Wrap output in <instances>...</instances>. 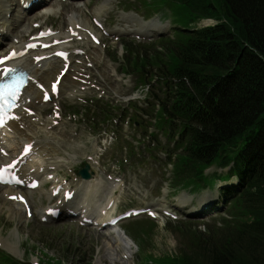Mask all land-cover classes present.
<instances>
[{
    "label": "trees",
    "instance_id": "1",
    "mask_svg": "<svg viewBox=\"0 0 264 264\" xmlns=\"http://www.w3.org/2000/svg\"><path fill=\"white\" fill-rule=\"evenodd\" d=\"M165 1L180 22H217L193 32L180 31L177 38L161 39L144 52L128 45L136 69L149 62L174 81L157 122L180 136L176 166L185 171L187 183L199 186L210 184L201 176L203 169L234 161V173L251 181L221 226L201 232L190 224L169 225L180 246L174 255L157 261L264 264V165L255 181L246 171L248 155L264 163V0H152L155 6ZM155 227L154 223L142 227L146 240L140 233L141 248L144 242L148 246Z\"/></svg>",
    "mask_w": 264,
    "mask_h": 264
},
{
    "label": "rangeland",
    "instance_id": "2",
    "mask_svg": "<svg viewBox=\"0 0 264 264\" xmlns=\"http://www.w3.org/2000/svg\"><path fill=\"white\" fill-rule=\"evenodd\" d=\"M10 4H14L11 2ZM106 0H94L90 5L88 4H69V3H53L52 6L56 12L53 17L44 16V13L34 14L31 19L26 17H16L17 20H22V24L19 27V33H25L28 30L30 21H39L42 24L54 25L60 31H63L67 25V16L70 14L72 8L76 7L80 9L81 15L83 17H89L92 10L100 7L104 4ZM160 1V0H156ZM115 6L107 8L105 10V15L103 16V21L106 23L108 29H119L122 28L125 17L130 14L142 15L144 12V6H146L148 14L152 17V14H158L156 11L163 12V17L171 19V21L176 20V14L172 10L169 2L165 1L162 7H156L152 0H118L114 3H110ZM152 8L147 6L151 5ZM139 9L142 13L134 11L132 8ZM27 20V22H25ZM29 21V23H28ZM165 22V21H162ZM203 26V24H201ZM173 28V27H172ZM86 52V56L91 58L92 64L94 66L93 73L95 76L101 78L105 83L111 87L112 91L107 90L110 94L111 99L115 98L119 102L121 107H126L121 100L122 98L132 96L137 89V80L133 77H123L120 74L119 63L114 62L113 54L119 51L120 44L118 41H107L106 48H96L90 42H85L81 44ZM50 64L53 62L49 61ZM44 63L42 66H46ZM44 69V67H42ZM51 71V70H50ZM51 73V72H50ZM98 73V74H97ZM67 85V84H66ZM68 88V89H67ZM70 85L64 87L61 104H69L67 102L68 93L70 92ZM116 105V102L113 103ZM69 107H64L68 111ZM75 110V109H71ZM132 111V110H130ZM92 110L89 114L85 113L83 117L90 118ZM49 111L45 110L43 117H45ZM91 114V115H90ZM41 116L42 113H39ZM90 115V116H89ZM81 117V116H80ZM34 123L33 131L29 132L30 135H36L43 141H46V146L51 153L55 152L62 155L67 161L70 167L75 166L77 162L70 159V156H76V159H84V157L93 150L94 148V136L93 132L90 131L84 123H80L77 130H75L74 125L76 123L69 122L73 127L71 131H68L63 136L60 134L44 133L45 130L42 129V123ZM113 128L112 126H110ZM103 128H100L102 131ZM120 133H123V128L120 127ZM153 130L151 129L150 132ZM136 136V133H132ZM126 133H123V138H125ZM141 138L140 135H137ZM16 137H18L16 135ZM20 138V136H19ZM126 139V138H125ZM124 139L123 147L127 148V142ZM166 139L163 140V143ZM18 140L11 138L10 146L11 148L16 146ZM137 145L136 143H134ZM105 145V142H104ZM100 148V146H99ZM106 148V147H105ZM122 150L118 148L117 145L114 147V152L122 156ZM165 158V157H164ZM122 171L125 169L122 168ZM132 180L126 179V187H131ZM156 183V180L153 179ZM174 183L172 184V187ZM143 190V189H141ZM119 194L123 195L125 202L127 204L133 203L132 197H128L130 194L127 190H119ZM45 193V192H44ZM174 194H179V192L173 191ZM132 196V195H130ZM150 193H148V198ZM147 198V192L145 195L136 196L134 204H141ZM147 198V200H148ZM146 200V201H147ZM30 201L32 204L33 211H35L36 216L32 220H26L24 216L18 217L17 214H13L11 211L14 206L9 205L8 202L4 201L3 193L0 192V238L4 240L3 246L7 248L12 254L16 255L18 258H25L31 261H40L41 259L48 260H61L64 264H138L140 257V252L135 244H131L120 238V230L102 231L97 232L91 229H82L77 225L69 224H52L50 227L42 225L39 222L41 212L45 206L48 205L49 201L40 198L39 194H32L30 196ZM93 200H91L92 202ZM24 218V219H23ZM142 219L139 223L145 224L147 222L146 217H140ZM203 221V219H202ZM206 223H212V220ZM203 230V229H202ZM114 235V237H113ZM145 245V242L144 244ZM180 246V239L177 233L166 230L164 221H159V226L155 227L153 237L150 239L149 244L146 248L141 251V258L143 264H158V262L149 255V250L152 255L157 259L164 258L165 256H170V254H175L176 250ZM11 247H14L11 249ZM25 251H27L25 253ZM9 254L11 255V253ZM8 253V252H7ZM140 258V261H141Z\"/></svg>",
    "mask_w": 264,
    "mask_h": 264
},
{
    "label": "bare ground",
    "instance_id": "3",
    "mask_svg": "<svg viewBox=\"0 0 264 264\" xmlns=\"http://www.w3.org/2000/svg\"><path fill=\"white\" fill-rule=\"evenodd\" d=\"M9 4V3H8ZM7 12H8V7H7V5H3V7L1 8V17H0V22H3V24L5 25V23H6V14H7ZM95 12L97 13V14H99L100 12H101V9H96L95 10ZM68 20H69V22H71V26H73L74 28L78 25V24H80L83 28H88L89 27V22L88 21H86V20H84L82 17H81V15L79 14V13H77L74 9H72V11H71V16L70 15H68ZM7 26V31H10V28L11 27H9V25H6ZM1 27H4L3 25L1 26ZM6 30V29H5ZM12 33V35H14L13 36V38H12V42H14L13 40L14 39H18V40H21V36H19V35H17V34H20V33H18V32H16V34L14 33V32H11ZM14 44H15V47H17V44L14 42ZM52 63L50 64V62L49 61H46L45 63H47V65L46 66H42V67H44V69L43 68H41V69H36L35 67H33V60L32 59H30V58H25L22 62H21V64L22 65H24L25 66V68H27V69H29L30 71H32L34 74H35V76H36V78L37 79H39V80H44V81H47V82H50L51 80H53V79H51V76H53L54 74L55 75H57L58 73H59V69H60V61L59 60H57V59H52ZM84 62V61H83ZM42 65H44V63L42 64ZM58 65V67H59V69H58V72L57 73H55L54 71H53V69L56 67ZM82 68H84V66L82 65L81 66ZM80 67V68H81ZM52 68V69H51ZM51 70V71H50ZM51 72V73H50ZM81 72V71H80ZM80 72H79V74H80ZM54 75V76H55ZM28 96L29 97H31V98H33V99H35L36 98V96H37V92L36 91H34L32 88H30L29 90H28ZM28 124V120H24V125H27ZM32 127V125L30 124V128ZM25 139L26 140H28V141H31L33 138L29 135V134H26V137H25ZM38 159L39 158H37L36 160L38 161ZM34 160V159H33ZM35 165L36 164H33L32 166L33 167H35ZM36 174H37V172H36ZM94 181H96V180H93L92 182H94ZM86 184H88V186L87 187H84L85 186V184L84 183H82V187H80L79 188V192H82L85 188H88V189H86V192H90V191H93L94 189H97V192H98V189L101 187V185H100V183L99 184H97V185H95V184H91V183H86ZM110 200V199H109ZM85 204H87L88 205V203L86 202ZM107 214L108 213H105V215L104 216H107ZM19 217V216H18ZM24 219V218H23ZM128 239V238H127ZM129 240V239H128ZM14 247H11V249H13Z\"/></svg>",
    "mask_w": 264,
    "mask_h": 264
},
{
    "label": "snow or ice",
    "instance_id": "4",
    "mask_svg": "<svg viewBox=\"0 0 264 264\" xmlns=\"http://www.w3.org/2000/svg\"><path fill=\"white\" fill-rule=\"evenodd\" d=\"M59 55H64L63 53H59ZM16 56V53L15 52H12L9 56H5L3 57L2 59H0V64H2L4 62V60H7V59H10L12 57H15ZM9 71H15V69H4V72L7 73ZM5 95H11V93H8L4 90H0V98H3ZM47 98V97H45ZM4 121H3V118L0 117V124H2ZM28 148L29 146H26L25 147V151L27 152L28 151ZM6 169H0V177H2V174L3 172L5 171ZM13 199H22V198H18V197H13Z\"/></svg>",
    "mask_w": 264,
    "mask_h": 264
}]
</instances>
